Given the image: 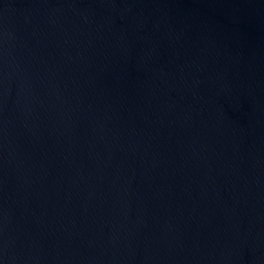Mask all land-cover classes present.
<instances>
[{
	"label": "water",
	"instance_id": "obj_1",
	"mask_svg": "<svg viewBox=\"0 0 264 264\" xmlns=\"http://www.w3.org/2000/svg\"><path fill=\"white\" fill-rule=\"evenodd\" d=\"M0 264H264V0H0Z\"/></svg>",
	"mask_w": 264,
	"mask_h": 264
}]
</instances>
